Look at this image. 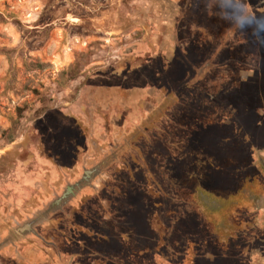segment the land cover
<instances>
[{"label": "flooded vegetation", "instance_id": "flooded-vegetation-1", "mask_svg": "<svg viewBox=\"0 0 264 264\" xmlns=\"http://www.w3.org/2000/svg\"><path fill=\"white\" fill-rule=\"evenodd\" d=\"M174 1L184 4L172 9L176 24L183 11L190 23L157 56L153 86L125 79L124 106L112 100L109 118L98 116L100 143L80 129L81 147L67 141L48 157L34 184L37 194L49 180L42 197L0 217V264H264V0L241 11ZM181 59L190 75L176 86ZM138 91L146 96L131 105ZM196 92L203 102L181 98ZM173 112L168 149L153 133Z\"/></svg>", "mask_w": 264, "mask_h": 264}, {"label": "rangeland", "instance_id": "rangeland-1", "mask_svg": "<svg viewBox=\"0 0 264 264\" xmlns=\"http://www.w3.org/2000/svg\"><path fill=\"white\" fill-rule=\"evenodd\" d=\"M218 2H202L195 8ZM221 2L238 11L250 7L248 0ZM175 6L182 9L184 4L174 0H0V217L8 222V211L21 213L25 199L31 200L36 193L34 184L44 180L40 175L50 172L48 157L64 152V143L72 142L67 145L71 151L81 147L77 145L82 144L80 129H89L88 139L100 143L106 121L98 123V116L109 118L112 100L124 106L132 90L125 79L137 84L140 77L147 88L153 86L150 75L159 74L157 56L172 47L174 34L190 23L183 11L182 22L176 24ZM192 29L196 32L198 27ZM215 33L216 45L221 33L218 25ZM181 63L187 66L183 59ZM184 67L168 81L176 86L184 83L190 75ZM137 93L131 105L146 96ZM244 96L240 102H245ZM181 98L190 103L204 100L199 92ZM173 114L163 118L160 130L153 133L168 149H174ZM180 142L179 150L185 151ZM157 150L163 153L164 147L153 149ZM90 156L93 153L82 156L83 165ZM47 180L33 196L34 203L42 197ZM13 201L16 206H9ZM163 215L167 216L156 218ZM160 220L166 224V217Z\"/></svg>", "mask_w": 264, "mask_h": 264}]
</instances>
